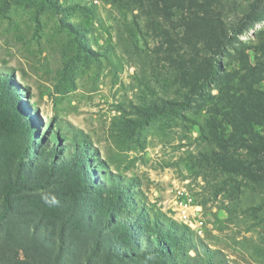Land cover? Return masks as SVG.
Masks as SVG:
<instances>
[{
    "label": "rangeland",
    "instance_id": "374dc122",
    "mask_svg": "<svg viewBox=\"0 0 264 264\" xmlns=\"http://www.w3.org/2000/svg\"><path fill=\"white\" fill-rule=\"evenodd\" d=\"M0 264H264V0H0Z\"/></svg>",
    "mask_w": 264,
    "mask_h": 264
},
{
    "label": "built area",
    "instance_id": "2783aa9c",
    "mask_svg": "<svg viewBox=\"0 0 264 264\" xmlns=\"http://www.w3.org/2000/svg\"><path fill=\"white\" fill-rule=\"evenodd\" d=\"M180 212H181V214H180L181 220L186 222V223H191V224H193V222H192L193 216L196 213H199L197 206L194 204V201L191 198H186L184 201H182L181 207H180ZM196 227H199V226L196 225ZM200 233H201V235L203 234L202 228L200 229Z\"/></svg>",
    "mask_w": 264,
    "mask_h": 264
}]
</instances>
